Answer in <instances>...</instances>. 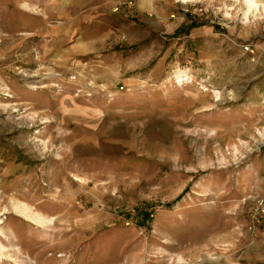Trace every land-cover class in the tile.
Returning <instances> with one entry per match:
<instances>
[{"label": "rangeland", "instance_id": "374dc122", "mask_svg": "<svg viewBox=\"0 0 264 264\" xmlns=\"http://www.w3.org/2000/svg\"><path fill=\"white\" fill-rule=\"evenodd\" d=\"M0 264H264V0H0Z\"/></svg>", "mask_w": 264, "mask_h": 264}, {"label": "bare ground", "instance_id": "6f19581e", "mask_svg": "<svg viewBox=\"0 0 264 264\" xmlns=\"http://www.w3.org/2000/svg\"><path fill=\"white\" fill-rule=\"evenodd\" d=\"M26 211V210H25ZM32 215V214H31ZM38 215V214H37ZM37 215H35V217L34 216H30L32 219H34V221H36V222H38V223H40V224H42L44 221H45V218H40V217H37ZM26 217H28V216H26ZM31 219V220H32ZM47 220V219H46Z\"/></svg>", "mask_w": 264, "mask_h": 264}, {"label": "built area", "instance_id": "2783aa9c", "mask_svg": "<svg viewBox=\"0 0 264 264\" xmlns=\"http://www.w3.org/2000/svg\"><path fill=\"white\" fill-rule=\"evenodd\" d=\"M185 10H188V7H185ZM195 10H196V9H195ZM197 10H200V8H197ZM244 47H246V49H248L247 46H244Z\"/></svg>", "mask_w": 264, "mask_h": 264}, {"label": "crops", "instance_id": "0c3cea01", "mask_svg": "<svg viewBox=\"0 0 264 264\" xmlns=\"http://www.w3.org/2000/svg\"><path fill=\"white\" fill-rule=\"evenodd\" d=\"M141 2V1H140ZM142 3V2H141ZM142 5V4H141ZM148 6V4L146 5V7ZM141 7H143V6H141ZM47 220H46V218H45V221L44 222H46ZM44 222L42 223V224H44Z\"/></svg>", "mask_w": 264, "mask_h": 264}]
</instances>
